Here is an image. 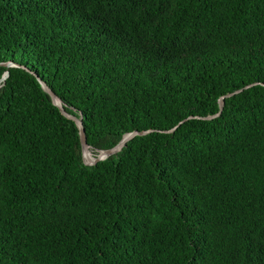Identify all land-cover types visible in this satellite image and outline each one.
<instances>
[{
    "label": "trees",
    "instance_id": "trees-1",
    "mask_svg": "<svg viewBox=\"0 0 264 264\" xmlns=\"http://www.w3.org/2000/svg\"><path fill=\"white\" fill-rule=\"evenodd\" d=\"M6 72L0 264H264V0H0Z\"/></svg>",
    "mask_w": 264,
    "mask_h": 264
},
{
    "label": "water",
    "instance_id": "water-1",
    "mask_svg": "<svg viewBox=\"0 0 264 264\" xmlns=\"http://www.w3.org/2000/svg\"><path fill=\"white\" fill-rule=\"evenodd\" d=\"M2 66L6 67V68H15V67H18L19 68V67H21V66L15 64L13 62L4 63V64H2ZM22 68L28 70L26 67H22ZM9 76H10V73L9 72H6L3 75L2 79L0 80V88H1L2 84L5 83V81L8 79ZM35 76L37 77L38 81L40 82L43 90L51 97V99L53 101V104L59 108L61 114L64 117H66L67 119L75 122V124L79 128V131H80V141H81L82 153H83V159H84L85 165H87V166H95L99 162L104 161V160L108 159L109 157L118 154L123 148H125L127 146V144L130 141H132L136 137L146 136V135H149V134H151V133L154 132L153 130H148V131H142V132L135 131V132L129 133V134L125 135L123 137L122 141L118 145H116L114 148L109 149V150H99L100 151V155L98 156V158H96L95 160H93L91 162H86L85 154L87 152H89L90 150H93V147L90 146L89 143H88V138H87L86 131H85V128H84V123H83V120H82L83 119L82 118V115L80 114L81 116L77 117V116H74V115L68 113L63 106H60L58 104V101L62 103V101L60 100V98H58V96L39 78L38 75H35ZM256 85H258V84L249 85V86L245 87L244 89L237 90L235 92L229 93L226 96L222 97L220 99V101H219L220 111L216 115L208 116L206 118L190 117V118L182 121L179 125H177L173 129L168 130V131H163V133H165V134L174 133L182 124H184L185 122H187L189 120H192V119L213 120V119H216V118L220 117L221 114H222V111L224 109L226 99H229V98L234 97V96H236L238 94H241L245 90L250 89V88H252V87H254Z\"/></svg>",
    "mask_w": 264,
    "mask_h": 264
},
{
    "label": "bare ground",
    "instance_id": "bare-ground-1",
    "mask_svg": "<svg viewBox=\"0 0 264 264\" xmlns=\"http://www.w3.org/2000/svg\"><path fill=\"white\" fill-rule=\"evenodd\" d=\"M58 104H59L60 106H63L62 103L59 102V101H58ZM89 153H95V154H98V156L100 155V151H99V150H97V151H95V150H90L89 152H87V153L85 154L86 162H91V161H93V160L96 159V158H95V159H91ZM97 158H98V157H97Z\"/></svg>",
    "mask_w": 264,
    "mask_h": 264
}]
</instances>
